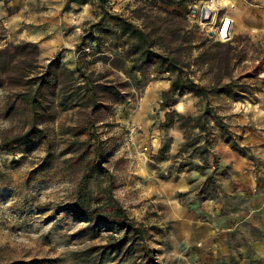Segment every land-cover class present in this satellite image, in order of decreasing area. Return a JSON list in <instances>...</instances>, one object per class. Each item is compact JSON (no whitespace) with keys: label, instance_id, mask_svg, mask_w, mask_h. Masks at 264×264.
<instances>
[{"label":"rangeland","instance_id":"rangeland-1","mask_svg":"<svg viewBox=\"0 0 264 264\" xmlns=\"http://www.w3.org/2000/svg\"><path fill=\"white\" fill-rule=\"evenodd\" d=\"M86 1L76 6L70 0H27L21 9L15 5L11 13L6 9L0 14V26L7 41L35 42L39 64L55 57L71 68L75 67L77 58L75 44L84 34V46L103 51L106 58L101 53L88 52L80 60L81 67L92 69L95 74L107 72L110 78L127 79L126 74L112 67L109 61L112 56L121 57L122 54L120 47H113L114 42L121 41L115 33L114 20L109 14L101 16L98 0ZM222 1L185 0L187 9H184L176 5L155 8L156 5L148 0H109L105 7L137 23H140L137 16L141 15L147 17L149 26L154 19L156 24L170 30L180 27L168 32L167 40L177 41L181 32L187 37L193 32L198 38L210 37L209 58L206 63L198 59L193 62V77L207 85L215 83L220 75L219 85L230 81L231 94L210 96L209 102L217 107L232 131L242 134L247 127L256 131L259 124L256 120V113L261 112L258 101L264 100V33L255 26L237 32L232 20L228 33L218 35L221 19L231 18ZM193 6L195 11L191 12ZM205 6L215 15L213 24L207 17L200 18L201 8ZM173 9L180 10L185 17L170 15ZM39 35L48 42L53 37V42L48 46L33 40ZM215 49L228 54L229 62L220 63L212 58ZM85 51H89L88 47ZM197 51L196 46L192 47L190 54L185 53L187 59L194 57ZM226 63H230V78L225 74ZM166 75L149 65L143 74H137L138 81L128 82V94L123 101H102L89 130H82L84 114L77 112L75 107L64 109L55 105L52 118L44 123L45 135H34L26 143L11 142L3 146L4 138L21 132L24 125L15 115L0 116V264H142L140 248L126 241L117 247L109 245L110 235L119 238L121 228L95 224L93 219L69 210L80 191L91 198V208L97 207L96 200L103 196L108 179L113 197L122 203L130 217L143 225L144 244L162 264L234 261L233 258L212 260L206 244L192 241L183 231L184 226L190 230L193 226L181 224L179 217L174 218L170 211L169 199L174 197L182 206L196 212V220L206 221L200 203L206 198H202L200 189L211 170L194 167L195 163L202 165L197 148L190 146L181 151V128L177 124L165 125L168 110L195 115L204 99L188 92L176 93L174 104L162 106L160 91L164 89L163 84L168 83ZM8 89L5 87L6 91ZM5 90L0 89V98ZM176 130L180 133L178 143L173 141L179 138ZM90 131L91 146L99 143L101 154L93 160L99 172L93 173L84 191L80 183L83 163L75 153L66 151V146L73 135L83 138ZM218 138L213 136V144ZM164 142L168 143V150L165 158L159 160V149ZM246 151V158L256 169L258 155L252 153L249 146ZM91 154L92 151L88 158ZM195 170L198 173L191 175ZM215 172L218 173L216 186L205 187L203 194L218 196L223 203L222 211L235 209L234 199L228 197L227 200L225 195L218 193V180L228 173V167H215ZM179 179L189 187L172 192ZM263 183L262 176L256 177L258 187ZM94 209L92 214L99 215L101 209Z\"/></svg>","mask_w":264,"mask_h":264},{"label":"trees","instance_id":"trees-1","mask_svg":"<svg viewBox=\"0 0 264 264\" xmlns=\"http://www.w3.org/2000/svg\"><path fill=\"white\" fill-rule=\"evenodd\" d=\"M6 2V0H4ZM79 3L85 0H76ZM109 0H98L102 9L101 16L109 14L115 22V33L120 38V43H113V47H120L121 57L112 56L110 63L112 67L119 68L126 74L127 79L118 80L104 74L95 72L92 69L82 68L80 60L88 52L95 55L101 53L106 58L103 51L84 46L85 35L75 44L77 58L75 67L71 68L63 64L57 58L50 59L45 64L37 62L38 46L35 42L28 40L7 41L6 33L0 26V89L5 90L0 98V116L15 115L23 122L24 129L10 137H5L3 146H8L11 142L26 143L34 135L43 136L46 133L45 122L53 116V108L59 105L62 108L75 107L77 112L84 114L82 130H89L93 127L94 113L100 108L102 101L110 100L114 102L123 101L128 94V82L134 84L137 74H143L149 65H154L158 72H166L168 87L160 91V104L170 106L176 102L175 94L190 92L191 94L204 99V104L198 113H181L168 110L165 115V125L177 124L183 133V142L180 150L188 149L190 146L196 147L202 165L193 164L196 168L209 167L207 155L210 153L213 136L228 142L230 147L241 154H247V146L239 143L241 135L232 131L229 125L218 113L217 107L209 102V97L218 94H231L230 81L219 85L221 75L215 83L209 85L199 83L193 77V62L199 60L206 63L212 43L207 35L198 38L195 33L178 34L177 41L167 40L168 32H175L180 27L168 29L160 24H156L154 19L151 25L147 23V17L137 16L140 23L132 19L119 15L105 7ZM153 2L155 8L161 5H176L187 9L185 0H148ZM158 7V8H159ZM8 13L12 12V7L7 8ZM170 15L184 18L185 15L178 9H173ZM150 16V15H149ZM99 24V23H98ZM96 38V37H95ZM96 45L99 40L96 38ZM195 38V40L193 39ZM219 43L218 41H216ZM210 43V44H209ZM216 44V43H215ZM198 48L197 54L187 59V54L191 53V48ZM89 51H85V48ZM187 51L189 53H187ZM185 53H187L185 55ZM212 54V53H211ZM108 57V56H107ZM212 58H216L220 63L229 62L228 54L215 49ZM239 60V59H238ZM234 64V63H233ZM232 65V64H231ZM225 74L230 78V63H226ZM229 80V79H228ZM216 131V134H214ZM91 132L86 137L80 138L73 135L68 141L66 151H72L82 162L80 183L82 189L88 186L93 173L99 172V166L93 162L95 157L101 154L99 143L91 146ZM92 151L91 157L88 154ZM168 150V143L164 142L159 149L158 159H164ZM251 157V155H248ZM215 153L212 155V165L217 163ZM217 172L215 168L205 176L202 188L200 189L202 198L205 187L216 186ZM111 183L108 179L104 185V194L100 200H96L93 207L99 211V215H93L91 208V198L86 192L77 195L70 207V211L75 214L93 219L94 223H103L117 226L122 232L119 238L111 234L110 246L117 247L123 242L131 243L134 247L140 248L143 257L142 264H162L156 258L152 250L144 244L145 233L143 225L129 216L126 208L110 191ZM95 202V201H94ZM94 209V210H95Z\"/></svg>","mask_w":264,"mask_h":264},{"label":"crops","instance_id":"crops-1","mask_svg":"<svg viewBox=\"0 0 264 264\" xmlns=\"http://www.w3.org/2000/svg\"><path fill=\"white\" fill-rule=\"evenodd\" d=\"M25 1L27 0H6V2L0 0V14H4L5 10L12 6V9L16 6L21 9ZM73 2L76 6L87 3L86 0L81 3L70 0V3ZM222 2L228 15L231 16V22L233 20L235 31L244 32L248 27L255 26L258 31L264 33V0H223ZM53 3L51 2L52 5ZM43 38V35H39L33 40L48 46L53 42V37L49 38V42ZM166 80L168 82L167 78ZM163 87L167 88L168 83H164ZM258 104L259 111L262 112L256 113L258 128L255 131L247 127L248 130L240 134L239 140L240 144L249 146L250 151L258 155L256 169L245 155L232 149L228 142L221 138L215 141L208 153L207 160L210 166L205 170L219 166L228 167V173L218 180L220 188L218 193L225 195L227 200L228 197L234 199L236 208L222 211L223 203L218 196H206V199L200 200L206 215V221L201 222L196 220V212L193 209L182 206L174 197L169 199L170 211L174 218L179 217L181 224L189 223L193 226L192 230L184 226L183 231L192 241H203L214 261L217 260L216 258L221 260L233 258L234 261L227 264H264V183L259 187L256 185V177L262 176L264 179V100L260 99ZM178 132L176 130L179 138H173L176 143L180 141ZM213 153L218 158L215 165L211 164ZM190 173L194 176L198 172L195 170ZM188 187L179 179L175 182L176 189L174 188L172 192Z\"/></svg>","mask_w":264,"mask_h":264},{"label":"bare ground","instance_id":"bare-ground-1","mask_svg":"<svg viewBox=\"0 0 264 264\" xmlns=\"http://www.w3.org/2000/svg\"><path fill=\"white\" fill-rule=\"evenodd\" d=\"M204 17L209 18V23H214V13L212 12L211 8L209 6L204 7ZM231 27V19L228 17H224L221 19V22L217 28L218 35H226L229 31V28Z\"/></svg>","mask_w":264,"mask_h":264},{"label":"water","instance_id":"water-1","mask_svg":"<svg viewBox=\"0 0 264 264\" xmlns=\"http://www.w3.org/2000/svg\"><path fill=\"white\" fill-rule=\"evenodd\" d=\"M195 11V6H193L192 8H191V12H194ZM200 18L201 19H203V18H205L204 17V8L202 7L201 8V11H200ZM214 33V31H210V34H213Z\"/></svg>","mask_w":264,"mask_h":264}]
</instances>
